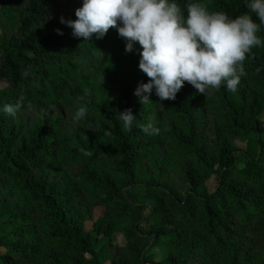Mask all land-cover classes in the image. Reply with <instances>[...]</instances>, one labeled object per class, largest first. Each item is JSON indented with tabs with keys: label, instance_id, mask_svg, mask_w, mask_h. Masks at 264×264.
I'll use <instances>...</instances> for the list:
<instances>
[{
	"label": "trees",
	"instance_id": "1",
	"mask_svg": "<svg viewBox=\"0 0 264 264\" xmlns=\"http://www.w3.org/2000/svg\"><path fill=\"white\" fill-rule=\"evenodd\" d=\"M82 2L0 0V264H264V43L247 54L235 92L222 84L203 95L185 82L174 100L153 89L141 104L139 44L126 52L113 28L83 41L61 23ZM170 2L185 18L192 2L233 19L250 13V0ZM257 35L264 41V25ZM21 97L15 117L3 111ZM28 104L72 118L86 105L87 115L72 129L64 116L28 127ZM125 109L130 131L117 119ZM148 123L158 135L141 131ZM95 207L103 215L86 231ZM158 245L162 257L151 253Z\"/></svg>",
	"mask_w": 264,
	"mask_h": 264
},
{
	"label": "clouds",
	"instance_id": "2",
	"mask_svg": "<svg viewBox=\"0 0 264 264\" xmlns=\"http://www.w3.org/2000/svg\"><path fill=\"white\" fill-rule=\"evenodd\" d=\"M247 8L250 13L233 19L224 12H210L204 3L192 2L187 5L185 18L178 4L170 0H83L75 10L77 19L65 21L61 17V23H66L72 35L83 41H89L94 34L101 39L113 28L125 39L126 52H132L134 43H138V67L149 78V82L139 83L133 93L142 104L150 102L148 94L153 89L160 101L174 100L185 82L203 95L219 90L222 84L231 92L237 91L246 74L247 54L264 43L257 35L264 25V0H250ZM56 31L62 35L59 29ZM21 76L29 77L30 72L26 69ZM23 104L21 97L15 104H5L3 111L15 117ZM28 108L32 105L28 104ZM86 115L87 107L82 105L72 119L78 123ZM117 119L128 131L136 121L131 109L118 112ZM139 127L148 135L160 132L152 123Z\"/></svg>",
	"mask_w": 264,
	"mask_h": 264
},
{
	"label": "rangeland",
	"instance_id": "3",
	"mask_svg": "<svg viewBox=\"0 0 264 264\" xmlns=\"http://www.w3.org/2000/svg\"><path fill=\"white\" fill-rule=\"evenodd\" d=\"M5 85H6L5 81H0V89L3 88ZM20 116L23 117V122L28 127L34 125L38 120H41L42 118L50 117L52 119H55L60 116H64L63 117V120H65L64 126L67 129H72L74 127V121L70 113L66 115V113L62 111L61 107L57 105L55 106L35 105L32 106L31 109L29 108L25 109ZM262 116H264V114ZM234 146L235 149L237 150L236 155L239 156L240 152L244 150V141L236 140L234 141ZM213 186H214V178L211 177L208 181L205 182V187L207 192H211ZM145 213H146V209L143 210V214ZM102 215H103V209L100 207H95L92 211L91 220L86 221L84 223L85 230L86 231L90 230L92 222L100 218ZM109 240L113 245L119 248L123 247L125 244L122 234L117 231H114L111 234ZM164 252H165V248L163 245H158L151 250V253H154L158 257H162Z\"/></svg>",
	"mask_w": 264,
	"mask_h": 264
}]
</instances>
